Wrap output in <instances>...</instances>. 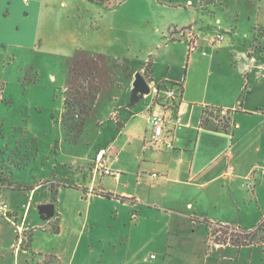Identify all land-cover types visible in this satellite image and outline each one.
Listing matches in <instances>:
<instances>
[{
	"label": "crops",
	"instance_id": "0c3cea01",
	"mask_svg": "<svg viewBox=\"0 0 264 264\" xmlns=\"http://www.w3.org/2000/svg\"><path fill=\"white\" fill-rule=\"evenodd\" d=\"M98 1L0 0V65L2 55H15L11 54L15 46L35 44L40 28L42 40L47 42L51 39L46 30L60 28L62 36H58L57 44L73 41L75 45L73 52L60 55L81 68L72 69L75 75L71 82L65 78L64 90L75 86L82 94L93 92L92 99L80 101L86 102L91 112L100 105L110 107L108 117L114 123L107 126L112 140L104 147L99 148L101 143L96 146L94 156L86 155L74 163L77 174L84 177V186L73 185L81 189L73 212L67 206L71 202L60 198L65 193L64 185L56 188L55 200L44 202L55 203V214L46 219L49 226L43 228L48 232L45 239H57L58 246L35 248L28 203L9 202V188H16L0 181V201L10 204L8 216L0 215V264H88L77 261L86 248L85 233L90 227L92 236L98 221L111 215L117 221V233L125 229L122 242H127L130 231L132 234L134 228L143 225L153 230V242L167 236L166 243L158 242L156 247L165 261L176 248L171 235L189 232L197 236L193 240L196 249L202 251L209 226L250 232L264 224V0L256 4L246 0L249 7L240 4L229 11L224 7V19L219 16L215 22L213 19L222 11L217 8L219 0H186L181 27L161 14L177 8L170 4L159 3L152 9L116 6L122 8V19L117 21L110 14L120 10ZM83 4L86 12L94 13L83 14ZM63 17L70 19L66 28L61 26ZM242 17L252 29L251 34L242 30ZM152 22L155 26H150ZM185 28H191L197 36L195 51H188L182 32ZM219 33L225 35L224 41L214 42ZM82 35L90 39L85 49L79 40ZM147 36L154 37V44L141 52L145 56L132 57L135 42ZM101 40L107 43L103 49L98 47ZM257 43L260 47L251 54ZM179 45L185 48L176 56L173 53ZM89 59L96 68L93 64L82 68ZM137 73L151 85H161V97L167 88H178V84L183 87L182 94L171 101L174 108L170 110L180 113L182 125L174 131L168 125L163 139L155 144L149 139V120L152 114L162 111V105L152 104L153 95L132 104ZM104 95L110 105L103 102ZM224 121L222 129L219 123ZM98 123L105 124L103 120ZM167 141H173L172 148L166 146ZM100 150L107 151L105 168L110 169L109 174L96 162ZM21 188L22 193L25 189ZM83 199L87 205L77 214L76 203ZM16 224L31 230L20 245L15 244L19 237ZM213 248L214 254L223 255L219 264L239 260L246 248L251 249L248 264H264V240L243 246L228 242ZM255 250L260 260L253 259ZM144 260L150 259L145 256Z\"/></svg>",
	"mask_w": 264,
	"mask_h": 264
},
{
	"label": "rangeland",
	"instance_id": "374dc122",
	"mask_svg": "<svg viewBox=\"0 0 264 264\" xmlns=\"http://www.w3.org/2000/svg\"><path fill=\"white\" fill-rule=\"evenodd\" d=\"M102 1L107 3L110 9L120 10L110 14L117 21L122 19V8L116 6L124 4L146 9L155 7L159 3L170 4L178 9L168 8L167 13H163V11L161 14L164 17L167 16L179 27L185 18L183 6L187 4L186 0ZM97 2L99 1L97 0ZM256 2L258 3L259 0H253V3L256 4ZM240 4L245 8L249 7V1L246 0H219L217 8L222 11L213 19L214 22L219 16H223L221 18L224 19L223 12L226 11L224 7L229 11V8H236ZM82 6L83 14L94 13L93 11L86 12L84 4ZM69 20L67 17H63L61 26H69ZM150 26H155V23L152 22ZM240 26L242 30L251 34L252 29L248 27L244 17L240 20ZM46 32H48L47 35L51 41L42 40V28H40V37L36 39L35 44L31 45L28 42L26 45L15 46L11 53L15 55L5 53L2 55L0 65V181L16 188L8 187L10 189L9 202L12 201L15 204L22 200L25 203L24 206L28 203L29 221L33 224L32 232L36 234L33 243L35 248L40 249H51L58 246L59 241L55 238L54 240L53 238L52 240L45 239L48 232L43 228L49 225L47 220L42 218L38 205L48 200H54L56 188L64 185L65 193L60 194V198L71 202L67 206L69 211L73 212V204L75 199H78L77 194L81 192L80 188L77 189L73 185L84 186L81 183L84 177L77 174L78 167H75L74 163L86 155L93 154L94 156L96 146L100 143L99 148L106 146L113 136L107 126L114 124L108 117L110 107L100 105L91 112L90 107L78 104L80 100L92 99L93 92L82 94L80 89L75 86H71L67 91L64 90L65 78L71 82L75 75L72 69L80 68V64L74 60H66L60 54H64V51L68 53L69 50L73 52L75 45L73 41L57 44L58 36H62L59 35L62 32L58 27L46 30ZM53 37L55 38L52 39ZM79 40L84 43V49L90 45V39L84 35ZM101 42L98 47L103 49L107 43L102 40ZM154 42L153 36H147L143 41L135 42L134 48L131 49V56L143 55L141 52L149 45H153ZM184 48L185 45L175 46L173 54L178 56L179 53H183ZM139 49L141 50L138 52ZM134 63L141 64L138 61ZM92 64L96 68L95 62L89 59L83 63L82 68L90 67ZM86 70L88 73L89 68ZM132 71L133 67L130 69V72ZM103 72L102 69L101 76ZM103 102L110 105V100L105 95ZM99 120H103L105 124L100 125ZM79 162L81 161L79 160ZM22 186L26 191L21 193ZM76 204L80 209V211L76 210V213L80 214L85 210L87 201L83 199V202ZM114 221L113 215L98 221L92 236H89L91 232L88 231L90 227L88 228L83 239V245L86 248L79 254L77 261H87L88 264H219V258L222 259L223 255L221 253L220 255L214 254L215 248L211 249V247L227 242L228 238L234 234V231L231 232V229L227 227L215 229L213 225L209 226L211 230L209 229L207 238L208 246L204 245L202 251L199 248L196 249L197 242L193 239H197V236L189 232L182 233L180 236L171 235V239L176 242V248L169 252L165 261V257L157 252L156 247L158 242L161 245L165 244L167 236L158 237V242H153L151 239L153 230L148 225H143L141 228H134L132 234L130 231L131 236L128 235L127 242H122L120 238L125 229H120L121 232L118 234V230L115 229L117 221ZM30 231L29 228H25L24 243L28 239ZM115 241L118 244H115ZM17 242L18 239L15 244ZM73 242L75 243V240L70 239V243L73 244ZM62 243L64 244L63 241ZM207 252L208 254H206ZM152 253L159 257L151 258ZM250 253L251 249L246 248L242 251L239 260H221V264H248ZM208 255L212 256L209 258ZM229 255L234 256L232 253H228ZM145 256H148L150 260L145 261ZM253 259L260 260V253L256 250L253 253Z\"/></svg>",
	"mask_w": 264,
	"mask_h": 264
},
{
	"label": "built area",
	"instance_id": "2783aa9c",
	"mask_svg": "<svg viewBox=\"0 0 264 264\" xmlns=\"http://www.w3.org/2000/svg\"><path fill=\"white\" fill-rule=\"evenodd\" d=\"M182 32L186 36L188 51L189 52L195 51L196 48L198 47L197 37H196L195 32L191 28L185 29ZM224 39H225V35L223 33H219L214 38V42L220 43V42H223ZM255 45H256V47H254L250 51L251 54H255L257 49L260 47L259 43L255 44ZM177 86H178V88H174V87L167 88L165 91V95L161 97L160 96L161 85H158V84L151 85L150 84V93L145 95V97H149V96L153 95L152 96V104L154 105L156 103H159V104L161 103V105H162V111L159 113L152 114L150 117V120H149L150 128H151L150 134H149V139H150L151 143L155 144V143L160 142L163 139L164 134L166 132V127L168 125L171 127V131H174L175 129H177V127L182 125V117H181L180 113H176V114L170 113V110L172 108H174V104H172L171 101H175V99L178 97V93L182 94V92H183L182 85L178 84ZM162 100H164V101H162ZM224 115H226V114H224ZM225 126H226L225 121H224V123H222V122H221V124L219 123L220 128L224 129ZM166 146L168 148H172L173 147V141H167ZM106 154H107L106 150H100L99 153L96 155V162L98 165H100L104 168L105 173L109 174L110 169L105 168V163L107 160ZM153 175L157 176V174H153ZM9 213H10L9 204L6 201H0V215L5 214L8 216ZM16 225H17V232H18V236H19L18 237V244L20 245L23 243V233H24L25 229L22 225H18V224H16ZM213 227L215 229H217V228H221V227H225V226L214 224ZM210 230H211V228H210ZM233 231L234 232H241L242 230L231 229V232H233ZM230 240H231V237L228 238L227 242H225V243L230 242ZM225 243H222L220 245H223ZM153 257H155V255H152V258Z\"/></svg>",
	"mask_w": 264,
	"mask_h": 264
},
{
	"label": "water",
	"instance_id": "95a60500",
	"mask_svg": "<svg viewBox=\"0 0 264 264\" xmlns=\"http://www.w3.org/2000/svg\"><path fill=\"white\" fill-rule=\"evenodd\" d=\"M150 93V83L141 73L135 75L132 89V104H136L144 99L145 95ZM43 219L53 217L55 214V203H43L38 206Z\"/></svg>",
	"mask_w": 264,
	"mask_h": 264
},
{
	"label": "trees",
	"instance_id": "16d2710c",
	"mask_svg": "<svg viewBox=\"0 0 264 264\" xmlns=\"http://www.w3.org/2000/svg\"><path fill=\"white\" fill-rule=\"evenodd\" d=\"M80 103L83 106L89 107V105L86 102L79 101L78 104ZM263 225L264 224H261L256 230L250 231V232L249 231L248 232L241 231L237 233L234 232V234L231 237L230 243L237 245V246H243V245H249L253 243L254 241H263L264 240V226ZM259 232L261 233L260 235H259Z\"/></svg>",
	"mask_w": 264,
	"mask_h": 264
}]
</instances>
